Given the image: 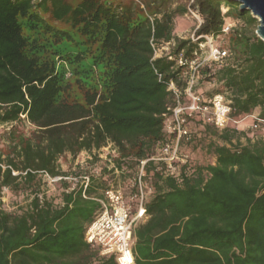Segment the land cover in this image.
<instances>
[{
	"label": "trees",
	"instance_id": "obj_1",
	"mask_svg": "<svg viewBox=\"0 0 264 264\" xmlns=\"http://www.w3.org/2000/svg\"><path fill=\"white\" fill-rule=\"evenodd\" d=\"M175 1L146 0L142 9L124 0H0V128L10 126L0 147V264H117L85 241L113 180L96 153L111 145L123 178L158 155L171 138L165 125L177 105L170 83L189 105L187 69L178 57L200 55L203 37L220 36L226 19L237 23L223 46L231 57L223 67H201L193 92L207 101L226 95L231 121L259 111L264 122L258 20L233 0ZM189 7L202 21L198 42L175 33ZM152 40L174 43L171 58L154 59ZM210 85L219 88L205 89ZM231 121L219 131L199 114L189 118L204 134L182 150L197 152L216 138L222 144L208 148L215 165L191 160L171 173L147 163L153 196L148 220L134 229L136 264H264V139L243 145ZM82 153L92 156L82 173L61 170L64 156L75 161ZM45 174L78 181L54 183L57 203L42 189ZM19 193L29 202L7 208L4 199Z\"/></svg>",
	"mask_w": 264,
	"mask_h": 264
},
{
	"label": "built area",
	"instance_id": "obj_2",
	"mask_svg": "<svg viewBox=\"0 0 264 264\" xmlns=\"http://www.w3.org/2000/svg\"><path fill=\"white\" fill-rule=\"evenodd\" d=\"M188 1L190 5L194 2V0ZM134 2L145 9L143 0H134ZM223 12L226 13V9H223ZM188 16L194 19L198 26L202 23L200 16L190 7ZM149 19L153 25L154 18L150 16ZM236 26L235 21L226 19L220 36L203 37L199 44L200 55L191 60L185 59L183 55L178 57V65L187 69L186 94L189 98V105L184 106L181 103V92L174 83H170L168 89L174 93L177 100L173 116L165 125V132L171 138L159 149L157 156L141 162L134 177L123 178L125 171L115 166L114 159L118 157V153L111 145L96 153L101 161L108 164V170L113 171V180L110 182V188L104 193V198L98 200L100 208L92 222L86 227L85 241L93 247H98L102 256H114L117 264H136L133 252L134 229L137 221L146 217V204L153 196V189L146 181L145 167L152 160L164 165L167 171L175 173L177 172L176 164L183 166L191 162L190 155L182 150V143L189 144L194 138L189 126V118L194 114H199L201 120L219 131L225 129L230 123L232 107L226 95L218 94L207 101L204 97L195 94L193 89L200 77L201 67L206 65L223 67L227 64L231 53L222 46L221 40L229 35ZM191 39L193 42L199 41L195 34ZM151 44L154 49V59L164 56L171 58L170 54L172 47L175 46L174 43L157 46L152 40ZM258 127L259 125H255V128ZM99 171L101 170L97 169L93 172L99 173ZM62 179L78 181L73 178H52L47 174L44 175V180L47 183H57ZM82 179L86 188L90 183V176H84ZM130 201L138 206L135 215Z\"/></svg>",
	"mask_w": 264,
	"mask_h": 264
},
{
	"label": "rangeland",
	"instance_id": "obj_3",
	"mask_svg": "<svg viewBox=\"0 0 264 264\" xmlns=\"http://www.w3.org/2000/svg\"><path fill=\"white\" fill-rule=\"evenodd\" d=\"M78 1V0H76ZM124 1H134V0H124ZM145 1L143 0V3L145 5ZM181 0H176L175 2L178 3ZM184 3V0H182ZM196 22L194 19H192L190 16L186 15L182 18H179L175 25V33L176 35L182 39V40H189L192 38L194 32H195ZM257 32V31H256ZM229 41V36L223 37V40H221L222 46H226ZM215 89L219 88L215 85L207 86L205 89ZM259 117V111L254 112L252 115L245 117L241 120L237 121H231L232 127H234L237 131L242 133L241 136V143L243 145H246L248 143V140H251L253 143L256 141H259L261 139H264V122L258 121ZM255 125H259L258 128H255ZM10 126H2L0 128V147H6L7 142L2 137L3 132L8 131ZM191 132L193 131V137L197 138L198 140L200 137H203L204 134V127L203 126H191L190 127ZM31 131V127H26V132ZM212 143L216 144H222L221 141H219L216 138L207 139L204 145V149L198 150L197 152L192 151V149H185L184 153H188L191 157V160L199 163L203 166H209L215 164L214 162V154L208 150L209 146ZM107 153V152H105ZM104 153V154H105ZM86 154L80 155L77 160L73 161L71 156L66 155L63 157V159L60 161V167L63 172L66 173H79L83 172L84 165L86 164ZM84 164V165H83ZM83 167V168H82ZM115 183V181H114ZM43 191L47 194L48 197L55 200L57 203H60V189L58 186L54 183H45L43 186ZM27 193H19L17 196L13 197H6L4 199V204L7 208L13 209L17 205L24 206L29 202Z\"/></svg>",
	"mask_w": 264,
	"mask_h": 264
},
{
	"label": "water",
	"instance_id": "obj_4",
	"mask_svg": "<svg viewBox=\"0 0 264 264\" xmlns=\"http://www.w3.org/2000/svg\"><path fill=\"white\" fill-rule=\"evenodd\" d=\"M240 5L241 10L250 12L258 20L256 34L264 42V0H233Z\"/></svg>",
	"mask_w": 264,
	"mask_h": 264
},
{
	"label": "crops",
	"instance_id": "obj_5",
	"mask_svg": "<svg viewBox=\"0 0 264 264\" xmlns=\"http://www.w3.org/2000/svg\"><path fill=\"white\" fill-rule=\"evenodd\" d=\"M84 154H86V160H87L86 164L85 165L83 164L84 168H85L86 166H88V164H90V161H91L90 158H92V156L88 153H82L81 155H84ZM214 162L216 163V157L215 156H214ZM213 165H215V164H213ZM130 204L133 206V214L135 215L137 212L138 206H137V204H135L134 202H131V201H130ZM147 220H148V216L144 217L143 219L138 220L136 225L144 224Z\"/></svg>",
	"mask_w": 264,
	"mask_h": 264
}]
</instances>
